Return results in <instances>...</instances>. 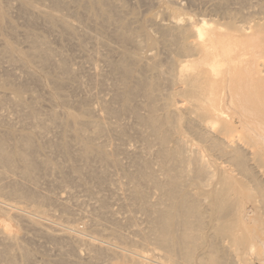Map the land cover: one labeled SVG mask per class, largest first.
I'll return each mask as SVG.
<instances>
[{
	"label": "rangeland",
	"instance_id": "obj_1",
	"mask_svg": "<svg viewBox=\"0 0 264 264\" xmlns=\"http://www.w3.org/2000/svg\"><path fill=\"white\" fill-rule=\"evenodd\" d=\"M19 2L0 0V137L15 141L20 136L31 135L38 168L32 176L25 177L21 175V163L15 169L0 163V213L3 214L0 264H86L88 255L91 256L89 264H122L82 241L97 240L113 249L124 245L130 249L129 238L140 240L143 232L139 230H148L151 214L137 203L131 204V197L128 200L136 186V179L128 171L133 172L142 164L162 181L166 179L161 158L155 155L160 144L148 126L137 122L142 121L150 108L154 109L155 119L163 120L173 113L179 119L178 131L172 130L171 125L165 128L171 136L168 149L180 147L186 157H200L208 162L209 166L204 165L213 177L208 175L199 181L190 172L186 183L189 199L201 211L206 225L202 230L206 242L202 248L208 254L209 247L215 246L213 255L221 263L225 264L226 258L232 260L228 264H237L229 256L230 240L222 233L223 222L213 208V200L225 187V177L235 183L236 180L249 183L255 189V183L264 181V176L255 162L250 163L256 172L254 176H235L228 159L220 155V146L214 143H220V134L200 138L190 130L183 110L178 108L183 98L176 92L182 89L184 81L182 78L180 88L175 89L172 79L177 75L170 66L175 60H184L177 44L183 41L180 30L186 27L188 19L194 22L206 19L228 30L264 24V0ZM56 4V23L38 13L39 10L51 12ZM35 38H40L42 49L51 50L52 62L47 68L31 58ZM121 65L126 67L125 75L115 68ZM95 71L97 76L92 75ZM115 88L118 99L114 98ZM131 92L136 98L128 101ZM103 99L107 101L106 108L100 104ZM111 111L117 115L108 118L106 135H92L91 143L74 137L72 143H66L69 154H65L66 144L61 143L55 128L73 138L78 129H87L82 125L83 120L92 116L97 119L102 114L104 117L105 112ZM53 116L57 118L53 120ZM14 141L8 143L10 151L18 143ZM87 148L92 157L81 160ZM126 149H132L129 153H138L137 157L130 156ZM261 159L263 165L264 154ZM89 169L95 173L91 175L87 172ZM145 182L142 180L143 185L139 184L141 189L151 198L149 201L157 202L161 189H154L148 182L146 188ZM227 196L233 198L227 192L223 199ZM253 199V196L252 200L243 199L246 220L257 216ZM122 201L128 205L123 206ZM27 218H33L37 224L32 226ZM59 230L66 231L69 238L59 241L46 234H58ZM103 231L106 238L102 236ZM148 244L140 242L139 251L144 252ZM254 264H264V260H255Z\"/></svg>",
	"mask_w": 264,
	"mask_h": 264
},
{
	"label": "bare ground",
	"instance_id": "obj_2",
	"mask_svg": "<svg viewBox=\"0 0 264 264\" xmlns=\"http://www.w3.org/2000/svg\"><path fill=\"white\" fill-rule=\"evenodd\" d=\"M27 4L32 9L33 5ZM55 6L51 12L47 11V13L44 10V12H40L39 10L38 13L44 14L43 16L49 18L51 23H56L58 5ZM57 20L63 22L59 18ZM63 23L73 26L67 22ZM230 29H223L222 25L218 26L206 19L199 22L188 19L186 27L180 30L183 41L177 44V51L184 57V60H175L172 68L170 66V69H174L173 72L177 75L174 81L172 79L175 89L180 88L178 85L182 78L184 81V84L181 85L182 89L175 90L183 98L178 108L183 110L190 130L196 132L200 138H211L212 134H220V143L218 141L214 143L216 146H220V155L228 159L227 163L233 168L235 176H254L256 172L251 167L250 163L252 162L258 164L256 168H260L259 173L264 176V164H261L263 162L261 157L264 154V24ZM33 40V49L30 48L32 50L31 58L44 68L49 67L52 62L51 50L49 51L48 46V50L42 49L43 44H41L40 38ZM151 60L154 61L155 58H151ZM115 68L125 75V66L121 65L119 68ZM63 72L66 71L63 70ZM96 72L92 75H96ZM114 92V98L118 99V89L115 88ZM18 96L20 95L18 94ZM148 96L151 100V96L149 94ZM135 98L136 94L131 92L127 100L133 101ZM106 102L103 99L100 104L106 108L108 105ZM147 113L145 117H142V121L137 122L140 126L142 124L148 126L152 135L156 137V142L160 144L155 155L161 158L166 179L162 181L161 177L152 172L153 170L150 171L148 166L144 167L142 164L135 163L137 168L133 172L130 169L128 174L132 179H136L134 180L136 186L131 190L132 193L129 191L131 196L129 195V199H127L130 200L131 197V204L135 202L142 206L149 216L151 214L148 230H139L143 232L140 240L129 238L130 249L127 245L113 249L111 246L98 243L97 240L85 238H82L85 239L82 242L92 244V249L103 251L114 257L115 260L122 261V264H223L220 262V258L213 255L216 250L215 246L209 247L208 254L204 253L202 246L206 242L203 239L202 230L206 225L202 220L201 211L189 199L190 194L186 190L187 177L190 172L199 181L208 175L213 177L211 171L209 174L206 169L205 165L209 166L208 162L200 157H186L180 147L168 149L171 136L165 128L167 125H171L172 130H179L180 122L176 113L167 115L163 120L154 118L153 108H150ZM102 115H97V119H93L92 116L83 120V124H81L87 129H78L73 138L72 135H65L62 129L55 128L54 130L61 136V143H72L74 137L83 138L91 143L92 135L101 136L108 133H105V124L108 118L117 114L111 111L105 112L104 117H101ZM55 118L57 117L53 116V120ZM200 128H204V131H200ZM6 138L0 137V158L2 160L0 163L2 166L4 163L6 167L11 166L15 169L17 163H21L23 166L21 175L32 176L38 166L35 158L36 148L31 135L20 136L15 141L10 139L11 142L18 141L15 149L13 148L14 151L9 150L8 143L10 141ZM49 142L51 141L49 140ZM63 148L65 154H69L68 145L66 144ZM128 150L132 151V149H126L130 156L137 157L138 153H129ZM81 155V160L88 161L92 157L88 148ZM145 163L147 164V162ZM191 167L192 169H190ZM177 168L179 170L174 174ZM94 171L89 169L87 172L93 175ZM224 174L227 175V172ZM142 180L146 181L145 187L148 182L149 185L154 186V189L156 187L161 189V196L157 202L149 201L151 198L139 185ZM263 182L255 183L256 188L254 189L249 183L245 184L241 180H236L235 183L230 177H225V187L217 192L216 202L213 200V208H216V214L223 222L222 233H226L225 238L230 240L229 256H233L237 264L244 262L254 264L255 260H264L262 259L264 258ZM12 184H14L13 181ZM211 185L212 183L208 184L209 187ZM151 186L149 188H153ZM227 192L231 193L234 199L229 196L227 199L225 197L223 199V195ZM252 196L258 213L256 212V217L246 220L243 215L244 203L242 204V202H245L246 199L252 200ZM57 200L62 202L60 199ZM124 201H122V205H128ZM1 216L3 217V214L0 215V218H2ZM27 220L32 226L37 224L33 218H27ZM127 222L129 223V221ZM58 232V234L52 232L46 234L59 239V241L69 238L66 231L61 230L60 232L59 230ZM110 235L112 236V234ZM102 236L106 238L105 232ZM111 236L107 237L111 239ZM140 242L150 243L146 245L144 252L139 251ZM87 258L90 263L91 256L88 255ZM227 261L232 260L225 258L224 263L228 264Z\"/></svg>",
	"mask_w": 264,
	"mask_h": 264
}]
</instances>
